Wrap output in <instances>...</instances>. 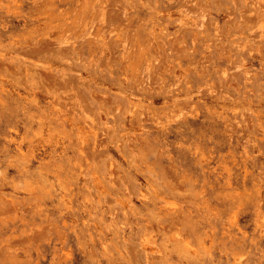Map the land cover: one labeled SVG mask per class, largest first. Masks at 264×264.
Segmentation results:
<instances>
[{
    "label": "rangeland",
    "instance_id": "obj_1",
    "mask_svg": "<svg viewBox=\"0 0 264 264\" xmlns=\"http://www.w3.org/2000/svg\"><path fill=\"white\" fill-rule=\"evenodd\" d=\"M0 264H264V0H0Z\"/></svg>",
    "mask_w": 264,
    "mask_h": 264
}]
</instances>
